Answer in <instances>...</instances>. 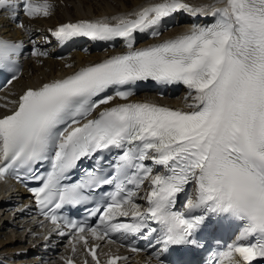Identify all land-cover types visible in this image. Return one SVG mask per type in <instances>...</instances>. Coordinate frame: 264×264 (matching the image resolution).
Instances as JSON below:
<instances>
[{"label": "snow or ice", "instance_id": "1", "mask_svg": "<svg viewBox=\"0 0 264 264\" xmlns=\"http://www.w3.org/2000/svg\"><path fill=\"white\" fill-rule=\"evenodd\" d=\"M222 3L212 12L213 24L193 26L177 38L138 50L135 33L152 30L158 35L155 26L165 18L178 11L198 18L205 9L184 0H160L134 18L114 17L115 23L58 25L51 32L58 41L119 38L129 50L27 89L11 114L0 116V179L36 180L39 186L28 190L40 214L57 231L69 229L73 253L82 244L92 264H101L100 245L89 246L90 239L141 252L137 238L153 248L154 260L148 264H170L168 256L175 251L210 247L201 236L209 221L236 231L230 243L215 241L218 250L210 252L208 264H264V0ZM0 9L14 19L21 13L46 18L52 5L48 0H0ZM22 55L20 43L0 38V74L8 72L9 83L17 78ZM31 55L46 53L33 47ZM149 82L185 86L186 99L192 101L189 111L139 102L109 106L117 98L127 101L132 88ZM110 90L113 95L106 94ZM113 149L114 175L89 170L78 182L62 183L83 158L99 164L98 157ZM46 161L50 170L37 173L34 166ZM153 166L163 171L153 174ZM145 180L150 185L141 211L133 198ZM113 184L111 202L93 213L99 217L95 226L57 214L66 205L87 201L86 193L97 187ZM188 186L193 194L183 211L175 210L178 195ZM124 259L108 256L106 264Z\"/></svg>", "mask_w": 264, "mask_h": 264}, {"label": "bare ground", "instance_id": "2", "mask_svg": "<svg viewBox=\"0 0 264 264\" xmlns=\"http://www.w3.org/2000/svg\"><path fill=\"white\" fill-rule=\"evenodd\" d=\"M52 5L49 19H32L33 25L28 28V35H32L36 39V44L40 50L52 53L50 41L40 42L42 37H47L48 32L66 21L77 22L80 20L87 21H115L113 18L129 17L135 15L142 8L148 7L151 4L158 3L160 0H48ZM194 8H203L205 12L200 13L205 21L196 23L201 26H208V17H212V12L216 8L223 6L222 0H184ZM5 28V27H4ZM6 33L15 38L21 37L22 32L14 27L5 29ZM23 36V35H22ZM90 60L82 55L68 56L62 61L53 59L46 60L42 65H36L27 61L24 65L26 77L17 80L13 84L12 92L20 94L24 88L37 86L47 79L54 76L65 75L71 72L69 64L75 63L82 65L84 61ZM9 99V98H7ZM188 104H180L183 107H188L192 102L190 99H185ZM176 102L179 99L175 100ZM5 191L0 189V259H13L17 252H24L27 254L35 253L36 250L30 245H26L23 239V234L10 227L20 225L19 215L16 211H12V207H16L15 199L13 205L11 204V196H6ZM24 194L23 192L21 193ZM24 229L28 224H23ZM142 260V257H140ZM30 264H44L41 261L30 260ZM5 264V263H2Z\"/></svg>", "mask_w": 264, "mask_h": 264}]
</instances>
